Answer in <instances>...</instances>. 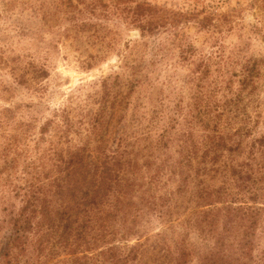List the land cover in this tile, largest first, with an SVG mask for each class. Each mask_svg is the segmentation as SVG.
<instances>
[{
	"label": "rangeland",
	"instance_id": "1",
	"mask_svg": "<svg viewBox=\"0 0 264 264\" xmlns=\"http://www.w3.org/2000/svg\"><path fill=\"white\" fill-rule=\"evenodd\" d=\"M137 3L154 9L149 17L158 27L151 32L142 31L148 16H134L131 8ZM164 10L177 14L174 22L158 17ZM105 86L108 150L122 140L141 147L171 125L173 136L189 123L198 128L200 117L215 115L225 93L234 97L232 91L240 99L228 102L216 131L227 135L246 125V152L264 136V0H0V264H8L1 249L10 210L16 212L20 205L9 190L11 180L23 173L25 163H30L29 174L37 173L42 165L50 166L47 157L55 148L85 143L86 128H91L87 122L99 110ZM62 109L69 128L61 120ZM176 149L173 141L165 153L176 155ZM174 179L168 188H175ZM193 207L185 196L180 219L167 225L150 213L141 227L180 241L185 237L182 221ZM197 234L193 230L185 239L189 247L201 241ZM260 240L255 252L264 243ZM32 244L26 251L31 252L29 264L68 259L58 245L50 257V244L42 254L32 251ZM25 255L14 264H25ZM196 259L192 256L191 263L197 264Z\"/></svg>",
	"mask_w": 264,
	"mask_h": 264
},
{
	"label": "trees",
	"instance_id": "2",
	"mask_svg": "<svg viewBox=\"0 0 264 264\" xmlns=\"http://www.w3.org/2000/svg\"><path fill=\"white\" fill-rule=\"evenodd\" d=\"M131 9L139 19L148 16L142 31L158 27L149 17L152 7L137 3ZM162 12L158 17L175 21L176 13ZM240 84L246 85V75ZM217 87L221 89L222 84ZM103 92L99 110L87 122L91 128H86L85 143L72 149L55 148L47 157L49 167L42 165L40 172L29 174L30 163H25L23 173L11 180L9 190L20 205L9 213V234L1 249L7 263L18 261L34 242L36 253L42 254L50 244V257L55 245L68 255L67 260L53 264H192V256L197 257V264H264V243L254 251L264 240V136L253 140L245 152L246 125L227 135L216 131L223 111L230 107L228 102H237L241 94L228 91L234 95L228 98L225 93L215 115L203 114L198 128L189 123L173 136L169 135L171 125L141 147L122 140L115 150H108L103 134V127L108 126L104 122L107 86ZM61 117L69 128L67 110L62 109ZM200 128L208 130L194 137V130ZM173 141L176 155L165 153ZM205 176L215 183H207ZM173 179L175 188H168ZM185 196L194 207L182 221V240L172 241L163 231L148 234L141 227L150 213L167 225L180 219ZM193 230L201 241L189 247L185 239ZM30 253L25 255V264Z\"/></svg>",
	"mask_w": 264,
	"mask_h": 264
}]
</instances>
